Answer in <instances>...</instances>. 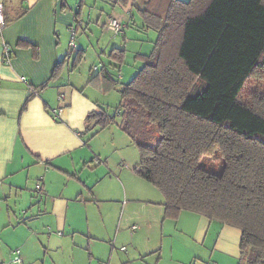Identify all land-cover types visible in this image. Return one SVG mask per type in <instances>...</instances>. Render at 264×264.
Returning <instances> with one entry per match:
<instances>
[{
  "label": "crops",
  "instance_id": "1",
  "mask_svg": "<svg viewBox=\"0 0 264 264\" xmlns=\"http://www.w3.org/2000/svg\"><path fill=\"white\" fill-rule=\"evenodd\" d=\"M135 2L142 6L145 0ZM0 3L3 14L12 18L0 31L2 264H238L239 229L185 210L176 219L164 218L162 194L133 170L138 152L119 119L89 138L96 127L87 128L88 115L119 100L87 84L92 75L72 65L77 52L83 59L90 42L71 49L68 34L76 17L68 1ZM122 7L127 15L114 6L111 13L116 15L107 18L123 19L124 34L99 38L100 63L91 67H97L96 73L106 67L120 84L135 73L127 65L124 73V63L114 68L110 50L125 49L126 56L133 42L155 39L132 1ZM100 18L95 15L97 24ZM77 19L83 23L80 13ZM81 27L85 31L88 25ZM4 45L12 54L5 62ZM147 49H131L130 54ZM64 58L59 76L49 80ZM120 161L128 164L119 167ZM37 182L42 185L39 194ZM15 250L22 263L10 260Z\"/></svg>",
  "mask_w": 264,
  "mask_h": 264
},
{
  "label": "trees",
  "instance_id": "2",
  "mask_svg": "<svg viewBox=\"0 0 264 264\" xmlns=\"http://www.w3.org/2000/svg\"><path fill=\"white\" fill-rule=\"evenodd\" d=\"M129 1L155 32L153 46L135 55L142 65L122 84L114 112L88 115L87 128L96 127L89 138L118 118L138 152L133 170L164 198V218L185 210L235 227L238 264H264V0H118ZM108 57L120 68L125 49ZM117 82L102 66L87 84L108 93ZM214 155L219 174L198 165Z\"/></svg>",
  "mask_w": 264,
  "mask_h": 264
},
{
  "label": "rangeland",
  "instance_id": "3",
  "mask_svg": "<svg viewBox=\"0 0 264 264\" xmlns=\"http://www.w3.org/2000/svg\"><path fill=\"white\" fill-rule=\"evenodd\" d=\"M68 4L71 8V10L73 11H77L78 9L80 10V17L82 19L83 23H79V19H75V23L72 25L76 31L75 34V45L79 46L80 42H85L88 41L90 42L88 45H85V53H84V57L83 59L80 61V63L76 66V70H81L82 72L86 73V74H91L93 75V73L95 74L96 71L93 70V68H91L93 66V64H96L97 66H99V59L97 57V51H98V47L96 45L97 40L100 38L102 39H110L111 37H117V39H119L118 37H122V35H116L113 34L112 31H110L107 27L106 24L109 20V18H107V14H112V15H116L115 13H111L114 8V11L116 10H121L123 11L126 15H127V11L126 9H124L122 7V3L117 2V0H83V3H81L82 5L79 7V1L80 0H67ZM117 3V5H116ZM136 10V9H135ZM138 13V12H137ZM99 14H101V18L98 22V24L95 22V15L99 16ZM138 15L140 16V14L138 13ZM107 18V21L105 22V24L103 25L102 22H104ZM117 18V17H114ZM118 20H120L119 18H117ZM121 22H124L123 19L120 20ZM85 25H88V27L84 30H82V27H85ZM126 28V27H125ZM134 28V27H132ZM84 31V32H83ZM125 31V30H124ZM82 32V33H81ZM81 35H83V37H81ZM69 36H70V31L68 34V40H69ZM67 42V39H66ZM134 45H132L131 47H127L129 48V51L127 52L128 54L124 57V73H125V69L127 68V66L130 67L131 73L132 72H136L138 70V68L142 65V60L136 58V56H132L131 53V49H133L136 52H140V51H144V49H147L149 52V50L152 49L153 43L148 42V41H144V43L140 42L139 40L133 42ZM71 52V50L69 51ZM101 61H103V57L101 56ZM122 72V73H123ZM128 76V75H127ZM127 78V77H125ZM123 83L121 82L120 84V80H118L117 85L115 87V89H113V91H110L108 93H106L105 95L108 97H114V95L117 96V100L120 99L119 97V92L118 89L121 87ZM116 101L113 99V101L108 102L107 104H105V109L108 110L109 113H113L115 108H116ZM118 119V118H117ZM115 125V124H114ZM127 136V135H126ZM125 136V137H126ZM128 153H132L133 155H136V151L135 150H128ZM127 163L126 161H120V163H118L119 167L126 166ZM128 164V163H127ZM201 168L206 169L210 172L213 173H217L219 174L222 170V164H221V158L219 156L214 155L212 156H206V157H202L199 161L198 164ZM133 167V165H132Z\"/></svg>",
  "mask_w": 264,
  "mask_h": 264
},
{
  "label": "built area",
  "instance_id": "4",
  "mask_svg": "<svg viewBox=\"0 0 264 264\" xmlns=\"http://www.w3.org/2000/svg\"><path fill=\"white\" fill-rule=\"evenodd\" d=\"M79 23H81L79 21ZM5 27V23H4V15H3V9H2V4L0 3V31ZM106 27L113 32V34H118V35H122L124 32V29L126 27V24L124 22H121L120 20H118L117 18H109ZM70 31V40H69V44L71 46V49H75L76 45H75V34L76 31L74 29L73 26H71L69 28ZM4 55L9 58V48L7 47V45H4ZM9 60V59H8ZM97 67H94L93 69H96ZM22 80L25 81V78L22 77ZM56 115V113H55ZM36 189L40 192L41 191V186L40 184H36ZM137 225H132L131 229H136ZM122 250L125 249V247H121ZM12 262L15 263H22V259L19 255L18 250L13 251V256L10 259Z\"/></svg>",
  "mask_w": 264,
  "mask_h": 264
},
{
  "label": "bare ground",
  "instance_id": "5",
  "mask_svg": "<svg viewBox=\"0 0 264 264\" xmlns=\"http://www.w3.org/2000/svg\"><path fill=\"white\" fill-rule=\"evenodd\" d=\"M2 9H3V7H2ZM4 15V14H3ZM110 18H114V17H110Z\"/></svg>",
  "mask_w": 264,
  "mask_h": 264
}]
</instances>
